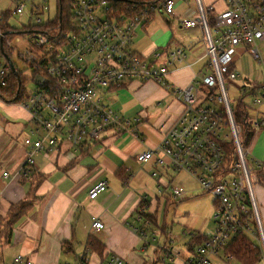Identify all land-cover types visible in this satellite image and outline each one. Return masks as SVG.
<instances>
[{
    "label": "built area",
    "instance_id": "1",
    "mask_svg": "<svg viewBox=\"0 0 264 264\" xmlns=\"http://www.w3.org/2000/svg\"><path fill=\"white\" fill-rule=\"evenodd\" d=\"M10 1L13 9L10 14L8 12L9 19L12 15L24 16L27 9L35 18V24L26 27L41 26L54 18L50 0ZM179 1L189 3L191 0ZM195 1L200 21L181 17L179 24L186 29L199 25L208 29L212 24L215 37L207 50L208 72L187 88L173 87L166 67L154 68L132 49L136 29L146 23L149 13L173 16L175 0H161L134 16L119 14L108 0H77L72 11L73 27L64 36L52 37L49 32L26 29L23 36L16 37L17 43L26 42L25 51L15 48L9 36L0 29V83L5 86L12 71L4 55L12 56L15 52L22 61L32 65L34 79L42 77V81H35V91L23 104L32 115L35 132L44 133L35 140L25 139L28 148L23 168L25 176L32 173L34 157L40 152L56 150L62 138L80 150L89 144L103 142L107 131H114L115 136H137L135 130L141 119H129L114 110L102 101L101 91L132 80L154 81L170 90L183 102L184 112L161 143L155 149L138 154L136 160L145 165L156 157L157 166L173 173L189 174L204 192L213 195L216 201L214 231L185 263L213 264L210 257L219 256L229 243L245 235H255L252 204L258 176L248 159L244 124L235 121L234 112L236 103L240 101L246 106L247 99L254 112L264 109V79L258 85L246 82L238 86V99L232 100L229 91L231 85L242 78L234 68L240 46H246L255 61L264 62L258 48V44L264 42V0H223L225 9L220 12L213 4L205 8L201 0ZM0 22L8 23L2 14ZM171 56L169 66L181 57V52ZM251 118L255 129L264 124L257 116ZM261 167L264 164L258 163V168ZM154 176L160 173L156 171ZM106 190L107 183L99 182L92 186L89 197L96 199ZM186 195L184 187L172 186L174 200ZM151 215L153 213L143 205L139 218L144 226L139 233L144 239L148 238L146 229L153 226L148 217ZM92 228L100 231L104 224L93 217ZM153 238L156 239V233ZM11 264L32 262L19 255ZM75 264H90L87 252ZM103 264L128 263L111 253Z\"/></svg>",
    "mask_w": 264,
    "mask_h": 264
},
{
    "label": "crops",
    "instance_id": "2",
    "mask_svg": "<svg viewBox=\"0 0 264 264\" xmlns=\"http://www.w3.org/2000/svg\"><path fill=\"white\" fill-rule=\"evenodd\" d=\"M201 2L205 8L213 4L218 12L225 9L223 0ZM134 9L137 10L136 6ZM144 9L143 12L148 7ZM11 11L0 13L6 14L9 24ZM176 12L177 5L171 16L176 20L173 24L167 20L163 23L157 18V12L149 13L146 23L136 29L132 49L154 68L166 67L173 87L187 88L208 72L207 50L215 33L212 24L208 29L202 25L186 29L179 24L181 17L200 21L197 4L178 15ZM179 51L181 57L167 65L171 55ZM245 55L251 57L248 48L240 46L234 63L239 73V62ZM258 64L263 67L264 78V62ZM246 82L261 83L242 76L230 90L234 87L237 92L236 88ZM237 95L235 98L230 95V98L237 99ZM100 96L104 103L125 117L141 119L135 130L137 136H115L114 131H107L103 142L89 144L80 150L62 138L56 150L40 152L34 157L32 173L36 172V175L29 179L32 173L28 176L23 173L28 153L25 139L35 140L44 133L35 132L32 115L23 105L29 96L17 101L11 93L0 95V217L8 218L11 208L18 204H30L26 215L12 227L1 224L0 264H11L19 255L32 264H75L86 252L90 264L105 263L111 253L119 255L128 264H185L203 243L200 236H208L191 233L193 235L183 248L174 243L171 246L158 243L153 238L158 229L157 220L146 229L148 238H142L139 233L144 226L139 218L140 209L145 205L156 215L160 207L159 196L168 190L173 172L157 166L156 157L141 165L136 156L155 149L177 125L184 112L183 102L154 81H128L101 91ZM239 104L242 103L238 101L236 107ZM243 106L249 120L256 116L260 122L264 120V109L254 112L250 99ZM248 147V159L250 156L253 159H249L250 166L257 174L258 182L254 184L252 204L255 235L244 238L259 256L256 264H264V167L258 168V163L264 164V124L255 129ZM156 171L160 176H154ZM174 174L180 176L182 172ZM99 182H106L107 190L92 200L90 189ZM188 195L189 191L186 197ZM165 200L168 206L170 201ZM215 202L213 197L214 206ZM93 217L104 224L102 230L92 228ZM163 228L168 236L170 229L164 226L161 230ZM155 241L157 246L152 248ZM226 247L219 256L210 257L213 264H246L230 254Z\"/></svg>",
    "mask_w": 264,
    "mask_h": 264
},
{
    "label": "rangeland",
    "instance_id": "3",
    "mask_svg": "<svg viewBox=\"0 0 264 264\" xmlns=\"http://www.w3.org/2000/svg\"><path fill=\"white\" fill-rule=\"evenodd\" d=\"M72 2L77 0H71ZM177 5V12L182 13L187 7L196 6L195 0H191L189 3L182 4L183 2L175 0ZM51 7V15L55 17L57 14V0H50L49 2ZM13 9V4L10 0H0V13ZM157 18L161 19L164 23L165 20L170 21L172 24L175 23V18L167 15L157 14ZM29 24H35V18L32 17L30 10L27 9L24 16L20 17L18 15H12L10 18V25L13 28L20 29L22 26H27ZM12 45L19 49L20 51H25L27 46L26 42L17 43L16 38H11ZM260 51L264 58V43L260 45ZM5 56V55H4ZM10 61L16 63L20 69L24 78H26V96H30L33 91H35V73L31 69L29 64L22 61L18 56V53L7 55ZM6 57V56H5ZM8 60V59H7ZM9 61V60H8ZM9 61V63H10ZM11 64V63H10ZM240 73L243 77L250 79L255 82H262L263 67L257 63L249 55H245L239 62ZM13 72V71H12ZM14 73V72H13ZM19 73V72H18ZM234 86V85H233ZM230 95L232 98H235L237 92L233 87L230 90ZM238 99V95L236 97ZM248 103H250L248 101ZM250 161L252 157H249ZM173 174L170 184L166 193L159 196L160 207L156 211V220H157V230L156 232V241L158 243H168L172 245L173 243L183 248L186 245V242L190 240L191 233H201L204 235H210L212 230L215 228L213 221V195L207 192H204L199 183L189 174L182 172L179 174ZM180 179V180H179ZM183 179V180H181ZM156 183V182H155ZM182 186L185 190L189 191V195L186 198L180 200H174L172 197V186ZM194 192V193H193ZM166 199L170 201V204L166 206ZM167 226L170 229L169 235H165L162 227ZM163 233V234H162ZM155 241V242H156ZM157 242L151 245L152 248H156Z\"/></svg>",
    "mask_w": 264,
    "mask_h": 264
},
{
    "label": "trees",
    "instance_id": "4",
    "mask_svg": "<svg viewBox=\"0 0 264 264\" xmlns=\"http://www.w3.org/2000/svg\"><path fill=\"white\" fill-rule=\"evenodd\" d=\"M108 1L110 2L114 10L119 14L134 16L144 11L145 7H150L151 5H155L159 3L161 0H108ZM76 2L77 1L72 2L71 0H57L56 16L52 20H49L48 22L44 23L41 26H31V27L22 26L20 29H16L11 27L8 23L0 22V29H3V31L9 36L10 40L12 37L16 38L18 36H23L27 31L26 29L45 32V33L49 32V35H51L52 37L55 35L64 36V34L70 28L73 27L72 11L76 5ZM134 6H136L137 10L135 9L133 10ZM2 15L5 17V19L7 18L6 14H2ZM36 52L38 53V55H40L41 51L37 49ZM40 58H42V56H40ZM13 65L16 68V70L19 72L21 83L19 82L18 77L11 71L7 77V84L3 86L0 83V95H4V93H11L12 97L15 98L14 100L21 101L27 98L26 87H25L26 78L23 77L16 63H13ZM30 67L31 69H33L32 65ZM234 117L236 122L244 124V128H245L244 142L246 143V145H248L254 135L255 128L252 122L249 120L247 111H245V108L242 104H239L236 107L234 112ZM228 151L231 155L232 154L231 146L228 147ZM35 175L36 172H33L32 176L29 177V179H33ZM29 208H30V204L27 202L12 207L9 212L8 218L3 219L2 217H0V226L1 224L6 223V225L9 228L12 227L20 218L26 215ZM148 217L152 220L154 224L156 223L155 215H151ZM163 232H166V230L164 229ZM200 237H203V240L206 238V236H200ZM226 250H228L230 254L237 257L238 259L243 260L246 264H256L259 260V256L257 252L254 251V249H252V245L244 237H239L237 240L229 243V245H227L226 247Z\"/></svg>",
    "mask_w": 264,
    "mask_h": 264
},
{
    "label": "water",
    "instance_id": "5",
    "mask_svg": "<svg viewBox=\"0 0 264 264\" xmlns=\"http://www.w3.org/2000/svg\"><path fill=\"white\" fill-rule=\"evenodd\" d=\"M5 56H6V58L10 61V59L8 58V56H7V55H5ZM10 63H11L12 71H13L14 74L18 77V80H19V82L21 83V78H20V75H19L18 71L16 70V68L14 67V65L12 64L11 61H10ZM35 81H36V82L42 81V77L37 76L36 79H35Z\"/></svg>",
    "mask_w": 264,
    "mask_h": 264
}]
</instances>
